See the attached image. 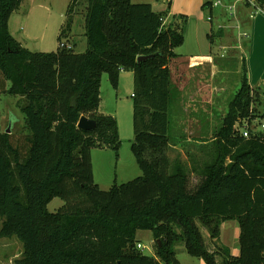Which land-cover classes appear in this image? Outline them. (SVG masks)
Here are the masks:
<instances>
[{
    "label": "trees",
    "instance_id": "obj_1",
    "mask_svg": "<svg viewBox=\"0 0 264 264\" xmlns=\"http://www.w3.org/2000/svg\"><path fill=\"white\" fill-rule=\"evenodd\" d=\"M79 1L70 2L60 41L72 34ZM250 1L264 9V0ZM22 2L0 0V74L20 98L26 131L19 139L0 131V238L22 244L16 264H180L179 243L206 264H264V130L251 127L259 113L246 65L212 150L189 168L170 155L178 146L169 110L170 63L184 41L179 25L164 24L149 3L86 0L84 53L64 42L55 52H32L10 33ZM123 71L134 74L137 89L131 151L142 176L105 191L94 180L92 150L118 157L121 139L116 118L99 112L101 81L107 74L117 89ZM83 116L96 121L94 130L78 128ZM190 170L200 178L194 187ZM56 198L64 204L53 213ZM227 221L239 224V256L218 244ZM139 231L153 233L155 257L137 249Z\"/></svg>",
    "mask_w": 264,
    "mask_h": 264
},
{
    "label": "rangeland",
    "instance_id": "obj_2",
    "mask_svg": "<svg viewBox=\"0 0 264 264\" xmlns=\"http://www.w3.org/2000/svg\"><path fill=\"white\" fill-rule=\"evenodd\" d=\"M220 1L221 5H216L217 0L132 1L135 4L154 3L157 9L163 10L161 14L166 18V24L169 21L173 22L183 30V44L175 49L179 57L174 58L171 62L174 75L171 89L173 103L169 110V119L172 135L177 138L178 146L177 149H172L170 155L175 157L180 152L179 156L189 168L192 166L193 159L199 161L204 159L205 155L202 156L201 148L206 149L205 153L212 150L211 140L221 126L222 120L228 112L229 104L242 83V67L246 56L240 55L239 59L235 58L236 60L232 58L235 56L233 51L237 49L239 33L242 31L238 30V24L228 8L230 2L236 0ZM70 2L71 0H23L22 6L12 15L9 23L11 35L23 47L32 52H55L60 43L64 42L68 46L74 47L75 53H84L87 49L85 37L86 0H80L76 7L70 38L59 40L69 19ZM208 2L212 3L211 8L205 7ZM210 17L212 21L209 19ZM167 18L170 20L168 21ZM221 27L225 30L224 37L218 36L217 33ZM241 41L247 46L249 39L244 36ZM244 48L249 53L248 46ZM210 55L216 57L214 59L216 69H213L212 65L198 66L196 62L187 64L188 61L194 60L193 57L207 58ZM248 57L247 54L246 59ZM233 60L235 61L233 62ZM245 64L247 65L248 62L246 61ZM180 86L185 88L180 90ZM196 90H199V93L195 94ZM136 91L132 72L123 73L122 83L117 89L111 85L107 74L102 77L100 89L102 109L116 118L121 147L118 157L113 151L105 153L104 151H95L92 164L98 179L103 180L107 175L110 181L117 179V183L121 184L136 179L137 170L141 171L131 151V144L135 138V101L132 94H135ZM18 100L19 97L4 91L0 92V131L5 132L10 129L17 139L23 138L26 134ZM252 107L258 111L259 119L255 120L251 127L261 130V125L264 123V96L256 93ZM173 131L175 132L173 133ZM203 142L207 144H203ZM190 172V186L194 187L200 178L196 173L193 174L192 170ZM63 204L60 198H56L48 205V209L55 213ZM1 225L0 218V230ZM199 227L207 247L216 251L208 231L200 224ZM239 229L237 221L223 223L219 246L229 248L231 254L238 251L240 253ZM10 240H12V246L9 251L3 252L0 249V264H16V259L13 258L16 255H19L18 258H20L22 254V244L16 238ZM10 240L0 238V244ZM137 244H142L145 247L144 250H141L144 255L155 257V239L151 231H139ZM175 251L180 264H206L202 259L190 256L183 243H179ZM10 259L13 261L10 262ZM220 260L221 258L218 257V261Z\"/></svg>",
    "mask_w": 264,
    "mask_h": 264
},
{
    "label": "crops",
    "instance_id": "obj_3",
    "mask_svg": "<svg viewBox=\"0 0 264 264\" xmlns=\"http://www.w3.org/2000/svg\"><path fill=\"white\" fill-rule=\"evenodd\" d=\"M148 3L152 5L154 12L161 13L163 11L161 9H157L155 7L154 3H151V2H148ZM228 8H230L231 15L234 17V19L236 20V22L238 24V30L242 31V33H239V38H238L239 44L236 45L237 49H235V51H233L235 56L232 58L235 59L236 57H238L240 55L247 57V54L249 55L248 59H246V57H245V60H244V64L246 63V61L248 62L247 65L245 64L246 69H247L248 82H249L254 94L257 93V94H261V96H264V74H263L264 73V9L258 8L255 4H249L248 5L243 0H236L235 2H230V6ZM11 18H12V16H11ZM11 18H10V21H11ZM167 20L169 21L170 19L167 18ZM168 23H170V21ZM219 31H221V32H219ZM219 31H217L218 36L224 37L225 36L224 28H222V27L219 28ZM244 36L249 39L248 45H247L249 48V53H247L245 51L244 47H247L246 44L244 45V43L241 41V38H243ZM221 48L223 49L224 47H221ZM178 57L179 56H177L176 58H178ZM193 58H194V60L188 61L187 64L192 63V62H196V63H198V66H200V65L201 66L202 65H212L213 69H216L215 68L216 65L214 62L215 61L214 59H216V57L214 58L212 55H210L207 58H204L203 56H196ZM232 58H230V59H232ZM238 59H239V57H238ZM181 60H179V61H181ZM235 60H233V62ZM175 61H177V60H175ZM170 69H171L172 78H173L174 71L172 70L171 63H170ZM123 73H127V72L123 71L121 73L120 80H119V86L122 83ZM9 87H10V82L6 81L2 77V75L0 74V92H2V91L7 92ZM179 88H181L180 90H182L185 87L182 88V86H180ZM197 93H199V90H196L195 94H197ZM19 100H20V98H19ZM99 112L101 114L110 115V113H108L107 111L102 109L101 102H100ZM112 116H114V115H112ZM211 142H212V140H211ZM203 144H207V143H203ZM174 149H177V147H174ZM203 149L204 148H201V152L203 151ZM96 150L104 151V153L112 151V150H108V149H106V150H100V149L92 150V162L93 163H94ZM179 154H180V152H179ZM179 154H177V155H179ZM92 167H93V164H92ZM133 169H134V166H133ZM93 174H94L95 182L100 186V188L102 190L104 189L105 191H107L115 183H117V179L110 181V179L107 178V175H105V179H103V180L98 179V177H96L94 167H93ZM136 174H137V177L142 176V171L137 170ZM238 235H240V229L238 231ZM220 238H221V236H220ZM11 246H12V240H10L9 242H2L0 244V249H1V251L6 252V251H9L11 249ZM238 253H239V251L233 253L236 255H233V254L232 255L238 256L239 255ZM18 257H19V255H16L13 259L17 260ZM13 259H10V262H12Z\"/></svg>",
    "mask_w": 264,
    "mask_h": 264
},
{
    "label": "water",
    "instance_id": "obj_4",
    "mask_svg": "<svg viewBox=\"0 0 264 264\" xmlns=\"http://www.w3.org/2000/svg\"><path fill=\"white\" fill-rule=\"evenodd\" d=\"M155 55L154 54H151V55H148V56H140L138 58V62L141 63V62H144V61H147V60H150L154 57ZM78 128L81 129V130H85V131H91V130H94L96 128V121L94 120H91L89 119L88 117L86 116H83L79 123H78ZM8 133L11 132L10 129L7 130Z\"/></svg>",
    "mask_w": 264,
    "mask_h": 264
},
{
    "label": "built area",
    "instance_id": "obj_5",
    "mask_svg": "<svg viewBox=\"0 0 264 264\" xmlns=\"http://www.w3.org/2000/svg\"><path fill=\"white\" fill-rule=\"evenodd\" d=\"M243 1H246V0H243ZM222 4V2L220 1V0H217V2H216V5H221ZM250 4H254V1H250ZM210 20H211V18H209ZM164 22V24H166V20H164L163 21ZM62 46H65V44H62ZM66 46L68 47V48H70V46H68L67 44H66ZM243 130V135L245 136V137H247L248 136V132H249V128H248V126H247V124L246 123H244V126H243V128H242ZM261 129H263L264 130V123L261 125ZM137 249H139V250H144L145 249V247L142 245V244H137Z\"/></svg>",
    "mask_w": 264,
    "mask_h": 264
}]
</instances>
